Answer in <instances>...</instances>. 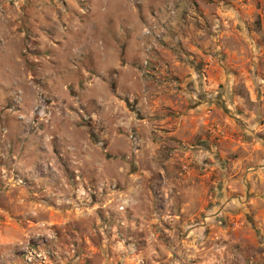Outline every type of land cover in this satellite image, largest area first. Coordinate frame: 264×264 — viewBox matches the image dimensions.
I'll list each match as a JSON object with an SVG mask.
<instances>
[{
    "label": "rangeland",
    "instance_id": "obj_1",
    "mask_svg": "<svg viewBox=\"0 0 264 264\" xmlns=\"http://www.w3.org/2000/svg\"><path fill=\"white\" fill-rule=\"evenodd\" d=\"M0 264H264V0H0Z\"/></svg>",
    "mask_w": 264,
    "mask_h": 264
},
{
    "label": "built area",
    "instance_id": "obj_2",
    "mask_svg": "<svg viewBox=\"0 0 264 264\" xmlns=\"http://www.w3.org/2000/svg\"><path fill=\"white\" fill-rule=\"evenodd\" d=\"M29 256H33V253L32 252H27V260L30 261V258L28 257ZM37 257H40L39 255Z\"/></svg>",
    "mask_w": 264,
    "mask_h": 264
},
{
    "label": "crops",
    "instance_id": "obj_3",
    "mask_svg": "<svg viewBox=\"0 0 264 264\" xmlns=\"http://www.w3.org/2000/svg\"><path fill=\"white\" fill-rule=\"evenodd\" d=\"M260 182H262V180H260Z\"/></svg>",
    "mask_w": 264,
    "mask_h": 264
}]
</instances>
